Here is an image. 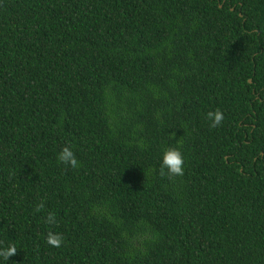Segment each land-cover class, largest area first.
<instances>
[{
	"label": "trees",
	"instance_id": "obj_1",
	"mask_svg": "<svg viewBox=\"0 0 264 264\" xmlns=\"http://www.w3.org/2000/svg\"><path fill=\"white\" fill-rule=\"evenodd\" d=\"M0 242V264H264V0H0Z\"/></svg>",
	"mask_w": 264,
	"mask_h": 264
},
{
	"label": "clouds",
	"instance_id": "obj_2",
	"mask_svg": "<svg viewBox=\"0 0 264 264\" xmlns=\"http://www.w3.org/2000/svg\"><path fill=\"white\" fill-rule=\"evenodd\" d=\"M206 119L210 122V128L220 126L224 120V114L220 109L210 110L206 113ZM143 146V145H141ZM57 159L64 165L72 168H77L79 162L75 153L70 146L64 145L57 155ZM184 157L178 147L168 146L162 150L160 172L162 175H167L170 179L175 177H182L184 175ZM44 204L41 202L37 205L36 211L39 212L43 209ZM45 223L55 224L56 218L54 213H48ZM64 241L61 233L49 231L46 236V242L52 246L59 248ZM17 247L15 243L9 242L6 245L0 242V257L4 260H9V257L16 255Z\"/></svg>",
	"mask_w": 264,
	"mask_h": 264
}]
</instances>
